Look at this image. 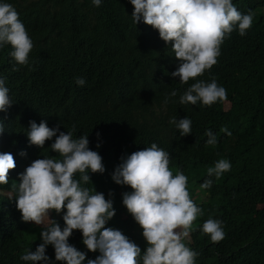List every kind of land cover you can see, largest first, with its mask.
I'll list each match as a JSON object with an SVG mask.
<instances>
[{
    "label": "trees",
    "instance_id": "trees-1",
    "mask_svg": "<svg viewBox=\"0 0 264 264\" xmlns=\"http://www.w3.org/2000/svg\"><path fill=\"white\" fill-rule=\"evenodd\" d=\"M7 2L19 13L33 48L29 64H17L16 70L10 45L0 48V75L13 101L0 112L5 124L0 152L11 153L15 161L8 184L0 186V264H25L19 256L41 242L40 226L24 222L15 198L7 197L12 183L19 182L17 173L32 160L58 158L48 146L52 141L43 148L27 141L29 121L41 120L71 131L74 138L88 134L89 148L105 166L103 174L89 173L91 182L106 199L112 193L115 212L106 226L121 230L141 251V229L121 203V193L131 189L115 184L110 173L122 154L155 142L169 152L173 174L179 170L187 176L190 198L203 212L189 237V246L199 253L196 264H264V0H233L240 12H251L253 24L244 36L233 31L217 62L197 77L215 79L226 89V99L211 106L174 102L194 81L181 84L170 76L177 58L157 30L133 23L129 0H102L98 7L90 0ZM76 77L85 79L84 86L76 85ZM173 90L176 97L169 96ZM172 116L190 118L192 132L179 136L168 123ZM205 129L216 135L214 146L205 143ZM220 158L230 161V171L214 178L210 189H201L207 168ZM49 215L63 226L61 214ZM210 216L223 221L219 242L200 230ZM68 239L86 252V260L99 255L86 249L79 230ZM46 254L54 260L51 245Z\"/></svg>",
    "mask_w": 264,
    "mask_h": 264
},
{
    "label": "clouds",
    "instance_id": "clouds-1",
    "mask_svg": "<svg viewBox=\"0 0 264 264\" xmlns=\"http://www.w3.org/2000/svg\"><path fill=\"white\" fill-rule=\"evenodd\" d=\"M100 6L102 0H90ZM133 6L131 18L136 25L143 22L157 30L161 38L177 58V66L170 73L181 84L191 83L179 96L181 105L204 106L226 99V89L215 79H197L210 69L220 55V46L233 31L246 35L253 24L251 12H240L233 0H129ZM10 45L8 55L16 65H28L33 41L19 19L15 7L0 0V48ZM6 78L0 75V112H6L13 103ZM77 86H84L85 79L76 77ZM170 97H176L173 90ZM168 103V97L165 98ZM168 123L185 136L192 132V121L184 116H172ZM231 135L227 128H222ZM5 124L0 120V133ZM30 145L43 148L45 141L58 158L43 155L32 160L18 181L11 185L9 199L15 198V207L24 222L40 226V243L35 249H25L19 259L25 264H196L197 251L189 246L193 221L203 212L190 198L187 176L169 168V152L155 142L143 149L124 153L110 173L117 185H126L130 191L121 193V203L141 229L146 244L143 251L121 230L106 226L114 216L112 193L108 198L95 190L89 173L105 172L101 155L89 148L87 135L73 137L71 131H60L58 126L49 127L46 121H29L25 132ZM205 143L215 145L217 137L211 129H205ZM96 148L100 147V133H96ZM53 137L55 139L53 140ZM23 155V151L20 153ZM15 167L13 155L0 152V186L8 184V172ZM231 163L220 158L206 170L201 189H210L214 178L230 171ZM91 182V187L86 186ZM0 195H4L0 192ZM61 214V226L49 213ZM73 230L81 233L82 244L88 251L99 253L86 260V252L69 243ZM200 230L210 241L219 242L225 233L223 221L206 219ZM54 249V260L46 254V247Z\"/></svg>",
    "mask_w": 264,
    "mask_h": 264
},
{
    "label": "rangeland",
    "instance_id": "rangeland-1",
    "mask_svg": "<svg viewBox=\"0 0 264 264\" xmlns=\"http://www.w3.org/2000/svg\"><path fill=\"white\" fill-rule=\"evenodd\" d=\"M80 234H81V233H80ZM141 241H142L143 245L145 246L146 242H145V240H144L143 237H142Z\"/></svg>",
    "mask_w": 264,
    "mask_h": 264
}]
</instances>
